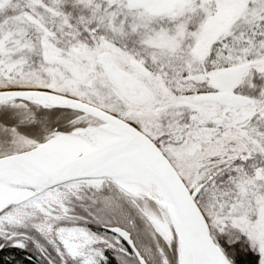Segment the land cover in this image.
Segmentation results:
<instances>
[{
    "label": "snow or ice",
    "instance_id": "1",
    "mask_svg": "<svg viewBox=\"0 0 264 264\" xmlns=\"http://www.w3.org/2000/svg\"><path fill=\"white\" fill-rule=\"evenodd\" d=\"M0 264H264V0H0Z\"/></svg>",
    "mask_w": 264,
    "mask_h": 264
}]
</instances>
